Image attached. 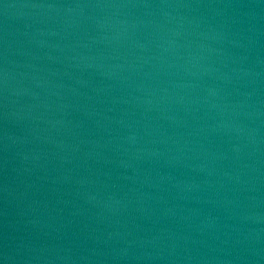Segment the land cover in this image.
Instances as JSON below:
<instances>
[{
	"label": "water",
	"instance_id": "95a60500",
	"mask_svg": "<svg viewBox=\"0 0 264 264\" xmlns=\"http://www.w3.org/2000/svg\"><path fill=\"white\" fill-rule=\"evenodd\" d=\"M0 264H264V0H0Z\"/></svg>",
	"mask_w": 264,
	"mask_h": 264
}]
</instances>
